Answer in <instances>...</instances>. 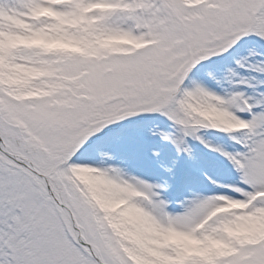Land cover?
Returning a JSON list of instances; mask_svg holds the SVG:
<instances>
[{"label": "snow or ice", "instance_id": "obj_1", "mask_svg": "<svg viewBox=\"0 0 264 264\" xmlns=\"http://www.w3.org/2000/svg\"><path fill=\"white\" fill-rule=\"evenodd\" d=\"M0 264H264V0H0Z\"/></svg>", "mask_w": 264, "mask_h": 264}, {"label": "rangeland", "instance_id": "obj_2", "mask_svg": "<svg viewBox=\"0 0 264 264\" xmlns=\"http://www.w3.org/2000/svg\"><path fill=\"white\" fill-rule=\"evenodd\" d=\"M234 66V65H233ZM239 73L238 78H243L245 75L242 70H237ZM240 90H245L241 87ZM205 139L209 140L212 143H219L221 145H226L228 142L223 134L210 135L206 132L201 133ZM193 153L200 158L204 163L202 166L207 167V170L212 173L220 171L224 167V162L222 158L218 155H212L203 148V145H200L196 141H190ZM166 151L171 152V149H166ZM201 175L199 170H193L192 165L186 161L183 157L179 159L178 167L175 172V176L172 179L173 184V193L179 197L182 195H187V189L195 188L197 186L203 188V185L200 184Z\"/></svg>", "mask_w": 264, "mask_h": 264}]
</instances>
